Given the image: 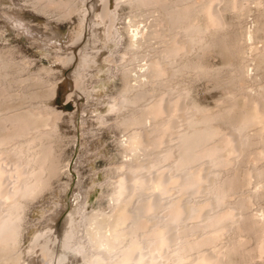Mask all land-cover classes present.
<instances>
[{
	"label": "bare ground",
	"instance_id": "1",
	"mask_svg": "<svg viewBox=\"0 0 264 264\" xmlns=\"http://www.w3.org/2000/svg\"><path fill=\"white\" fill-rule=\"evenodd\" d=\"M120 1H36L35 10L40 15H46L53 5L60 15V21L71 23L75 15L81 14L87 36L72 37L70 44L63 47L49 43V38H62L59 26L51 27L44 20L38 23L26 21L19 12L13 13L19 21L3 17L6 13L2 15L13 30L22 35L24 33L29 39L37 36L34 31L40 35L50 33L42 47L50 49V55L42 54L50 64L46 71H57L58 68L61 71L66 66L76 69L56 83L36 75H27L24 79L13 78L12 81H27L33 86L32 89L16 92L10 89V83H6V70L17 65L9 50L0 51V264H220L213 257L205 259L198 254L188 262L183 259L187 256L181 257V254L220 241L225 231L230 233L235 225H242L240 217L244 215L240 216V210L249 207L252 199L259 198L264 206V191L244 195L239 192L243 181L259 182L264 189V163L243 169L247 154L253 152H250L253 147V139L248 134L250 128H254L264 145V85L261 84L253 94L242 90L233 93L222 100L217 111L191 103L189 89L178 87L176 90L174 84L173 88L169 86L170 89H165L163 94L144 103L147 97L144 82L129 84V71L123 65L119 68L125 80L124 86L105 107L116 115L115 126L127 132L123 146L130 158L119 165L120 173L113 182L105 181L97 185L113 186L110 197L113 203L109 205L112 206L111 213L88 211L90 204L78 190L72 193L71 205L62 224H58L59 216H56L54 222L49 221L48 227L35 232L30 242L20 247L21 227L28 204L51 189L52 181L66 173L62 171L63 166L53 146L58 132L57 121L63 112L78 111L76 103L81 96L84 67L95 64L87 60L89 54L86 50L100 47L97 51L101 54L106 51L107 45L117 41L111 7ZM123 1L133 8L162 3L154 24L159 25L160 29L145 32L142 28H136L127 46L130 56L126 60L134 61L139 54L133 50L142 44V40L146 41L153 35L162 39V47L150 56L143 72L152 86L164 80L177 79L181 76L179 74L187 73L191 68L197 77L210 73L213 77L216 75L217 71H207L199 68L200 65L197 67L198 64L194 65L187 55L196 48L211 45L227 49L221 34L226 33L231 24L222 19L221 10L237 15L255 12L257 25L253 33H264V0H255L253 8L250 7V0ZM208 34L214 37L208 40ZM259 44L255 45L253 55L258 70L264 73V39ZM61 48L69 53L59 54L57 51ZM112 60L114 58L109 54L98 58L99 75L106 72H103V68ZM242 73L240 68H235L229 71L228 78L224 80L216 77L220 84H224L230 79L242 81ZM65 84L67 87L61 94V110L44 104L24 106L26 100L44 101L50 97L55 100L61 89L59 86ZM161 86L156 87L157 91ZM102 111H93L94 116H88L89 119L105 124ZM81 112L85 121L86 110L82 108ZM218 123L226 125L228 132H220ZM140 153L145 155L141 157L142 160ZM257 156L255 159H262L264 149ZM228 168L232 173L227 171ZM223 170L228 172L224 176L221 174ZM235 191L240 195L236 199L237 207L232 208L228 199ZM194 199L199 201L194 203ZM64 209L65 203L62 206L59 204L56 210L58 215ZM258 230L253 232L257 236L259 234L256 237L258 245L255 246L258 254H261L264 252V232L260 230L258 233ZM191 236L196 238L192 239ZM232 238L234 240L235 237ZM239 244L235 242L231 247L227 244L229 253H235Z\"/></svg>",
	"mask_w": 264,
	"mask_h": 264
},
{
	"label": "rangeland",
	"instance_id": "2",
	"mask_svg": "<svg viewBox=\"0 0 264 264\" xmlns=\"http://www.w3.org/2000/svg\"><path fill=\"white\" fill-rule=\"evenodd\" d=\"M36 1L39 0H0V51L9 50L12 60L17 65L14 66V68H8L6 70L8 80L6 83H10V89L16 92L32 89L33 86L27 81H12L13 78L19 77V79H24L27 75H36L42 79L56 83L61 81L62 78L68 77L75 71L76 68L74 66H66L61 71H59L60 68H58L57 71H46V68H49L50 64L48 63V60L42 56V54L50 55V49L45 50L42 47L44 46V39L46 37L49 38L50 33H46L47 35L42 33V35H40L38 32L34 31V34L37 36L29 39V37L24 35V33L22 35L18 33L19 31L13 30L8 21L3 17H10L16 21L17 18H14L13 13L19 12V14H23L22 16L25 17L24 19L26 21L38 23L44 20L51 27H55V25L59 26V30L63 35L62 38L60 40L49 38V43L56 45V47L69 45L71 42L70 39H73L72 37L77 35L87 36V33L85 34L84 32V26L86 25L82 24L81 14L75 15L71 23H68V21L65 22L62 19L60 21V15L54 10L55 7L53 5L49 7V12H47L46 15H40L35 10ZM42 1L44 0H41V2ZM77 1L82 3L84 0ZM254 1L255 0H250L251 8L255 5ZM161 4L162 3L156 2L139 8H133L123 0L115 3L111 7V11L114 16V31L117 41L114 44L107 45L105 47L106 51L101 54L98 52L100 47H89L86 50L87 54H89L87 60L94 61L95 64H89L84 67L82 78L83 86L80 91L81 96L78 97V103H76V107L78 106L80 109L77 107L78 111H75L74 113L63 112L61 114L60 119L57 121V139L55 138L53 142L54 149L57 151L56 154L58 153L57 155L59 156L60 162L63 166L62 171H65L66 173H62L59 176V179L52 181L51 189L45 191L40 197L28 204V207L25 210L23 225L21 227V239L19 242L20 247H24L27 243H29L35 232L48 227L49 221L54 222L56 216H59L58 224H62L64 215L68 212L67 210H69L71 205L72 193L77 192L78 190H80L83 194V197L87 198V203L90 204L88 211L91 210L92 212H99L102 210V213H111L110 209L112 206L109 207V205L110 203H113V201L110 200L112 194L111 192H113V186L111 184L102 185L101 187L97 185L105 181H109L111 183L112 180L113 182L120 173L118 168L120 167L119 165L123 161L130 158V156L126 154L127 152L124 148L125 146H123L127 132L122 128L115 126L116 115L109 111V107H105V104L111 101L113 96L118 95L124 86L125 80L120 72L123 65L126 66L125 68L129 71L130 77L127 79L129 84L137 85L138 81L142 83L144 82L143 87L146 89L147 96L145 97L146 101L145 99L143 100L144 103H147L151 99L163 94L162 92H164L165 89H170V87L173 88L175 86L174 89L176 88V90L185 87L189 89H187L189 92L188 98H191L192 101L189 100L191 103L198 105V107L203 109L215 111L217 107L222 104V100L231 97L233 93L242 90L244 93L252 92L251 94H253L257 92V88L260 89L262 86L261 84L264 85V73L261 70H258L256 65L257 62L254 59L255 45H260L259 43L264 39V33H253V29L257 25L255 21L256 14L254 15L255 12L251 11V13H239L237 15L235 13L230 14V12H223L221 10L219 13L222 19L231 24L226 29V33H220L222 37L224 36L223 43L227 49L222 50L221 47L211 45L210 47L206 46L207 48L205 47L203 49L197 50L196 48V50H193L191 54L189 53L187 57L190 56L189 59L193 61L192 63L194 65L198 64L196 65L197 67L200 65L199 68L207 71L209 70L211 72L219 71L218 74L216 72V75L223 80L224 78H228L230 70L240 68L241 72H243L242 81L230 79L227 83L220 84V82L217 81L219 78H217L216 75L213 77L210 73L208 76L200 75L197 77V75L194 76V71L191 68L189 69L191 72L187 70L188 74H179L181 75L180 77L177 75L179 78H176L179 81L173 78L175 80H164L159 84L152 86L149 83V77L143 72L146 71L145 64H147V60L150 56L155 52V50L162 47V39L153 35L146 41L142 40V44L133 50L139 54L138 59L134 61L126 60L130 56V51L127 49V46L129 45L130 36L136 31V28H142L145 32L151 31L152 29H160L159 25L155 26L154 24L155 18L159 15L158 10ZM7 8H10V10ZM13 9H15V11ZM17 21H19V19H17ZM211 36L208 34V40L214 37L212 36V38H210ZM201 50L203 52H201ZM57 52L62 55L69 53V51L64 48H61ZM106 54L112 56L114 60H112V63L107 65L109 68L107 66L103 68V72H106L103 75H99L98 71L100 65L98 64V58ZM64 82H66V80H64ZM69 84L71 83L69 82ZM66 85L67 84L59 86L61 89L58 91V95L55 100H53V97L44 101H40L39 99L26 100L24 102V106H38L39 104H44L45 106H56L58 110H61V94L63 93V90L66 89ZM180 85H182V87ZM159 86H161V88L157 91ZM102 105L106 109L104 107L102 109ZM82 108L86 110L85 121L82 120ZM95 110L98 113L103 110L102 115L106 119L105 124L101 125L99 123H94L91 119H89L88 116H94L93 111ZM218 124V130L220 132H228L226 125L222 123ZM220 126L222 129H220ZM248 132L249 136L251 135L250 139H253V147H251L252 150H250V152H253L250 153L251 155L247 154V158L243 164L244 166L242 165L243 169H248L249 167L251 168V166H259L264 163V157L260 160L255 159L258 157L257 155H259L261 150L264 149L262 141L257 136L254 128H250ZM141 154L142 153H140L139 157L140 160L145 157V155ZM232 167H230V169H233ZM225 170L221 173L223 176L229 171L232 173L229 168L227 170L228 172ZM253 182L255 181H243L244 185L242 188L240 187V189L244 192L240 190L239 192L241 195H244V193L252 194L253 192L260 194L264 191L261 183L255 182L256 184H253ZM77 185L78 188H76ZM91 187L94 188L89 192L88 190ZM239 192L235 191L228 199L230 207H237L236 199L237 196L240 195ZM235 193L237 194L235 195ZM258 199L259 198H254V200L252 199L255 203L251 200L252 204L250 203L249 207L240 210V216L244 215V219L240 217V220H244V223L241 221L242 225L238 224L234 227L237 229L240 226L238 228L240 230L242 226L244 230L242 228V230L239 231L233 227L232 230L230 229V233H228V231L223 233L224 237L222 235L220 237V241L211 243V245L208 244L209 246L207 245V247L204 245L197 251L184 252L181 254V257L187 256L183 259H186V261L189 262L193 256L198 254L205 259L213 257L212 259L214 261L218 260L217 263L219 262L220 264H264V252L258 254L257 247L255 246L258 245V238H256L259 237L258 233H260V230L264 232V206ZM197 201L199 200L196 199L194 203H197ZM62 203H65V209L61 210L62 212L58 215V211L56 210L59 204L62 206ZM247 215L249 219L251 218V221L249 219L247 220ZM246 226L247 228H245ZM258 226H260V228ZM256 230H258V236L255 235L256 232H253ZM80 233L82 235V232ZM249 234H253L254 236L252 237L251 235L250 237ZM83 236L84 235L81 237ZM232 236L235 237L234 240ZM190 238L194 239L196 237L191 236ZM232 242H238V244L241 242L239 246H237L238 250L234 251L235 253H233V251L229 253L230 248L228 247H231V244H233ZM227 244H229L228 247ZM225 247L227 249H224ZM222 252L224 254H222Z\"/></svg>",
	"mask_w": 264,
	"mask_h": 264
}]
</instances>
